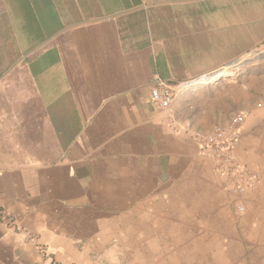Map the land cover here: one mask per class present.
<instances>
[{"label": "crops", "instance_id": "obj_1", "mask_svg": "<svg viewBox=\"0 0 264 264\" xmlns=\"http://www.w3.org/2000/svg\"><path fill=\"white\" fill-rule=\"evenodd\" d=\"M263 46L264 0H0V264H264L262 76L177 92L173 118L150 92ZM234 112L261 177L238 221L183 129Z\"/></svg>", "mask_w": 264, "mask_h": 264}, {"label": "built area", "instance_id": "obj_2", "mask_svg": "<svg viewBox=\"0 0 264 264\" xmlns=\"http://www.w3.org/2000/svg\"><path fill=\"white\" fill-rule=\"evenodd\" d=\"M246 61L244 58L240 59L228 69L243 68L247 65ZM228 69L205 74L176 86L158 77L150 89L152 101L159 110L169 118H173L172 109L177 92L199 85L215 84L227 76V74L222 77L218 75L224 74V71ZM245 118L246 116L243 112L236 113L226 124H215L210 131L193 130L190 124L184 126V128L182 127L195 140L200 153L213 163L220 189L230 197L238 213L245 212L244 198L261 181L258 172L240 160L237 155V150L241 144L240 129ZM176 129L178 130V128H175V131Z\"/></svg>", "mask_w": 264, "mask_h": 264}, {"label": "rangeland", "instance_id": "obj_3", "mask_svg": "<svg viewBox=\"0 0 264 264\" xmlns=\"http://www.w3.org/2000/svg\"><path fill=\"white\" fill-rule=\"evenodd\" d=\"M244 59L247 60L248 62H250V63L247 64V66L245 65V67H243V68H231V69L225 70L224 71L225 72L224 74H222V75L220 74L218 76L219 77H222V76H226V74H227V76L226 77H223L221 80L227 78L228 80L232 81L233 83L234 82L237 83V82H240V80L243 77L258 76L259 74H257V73L259 72L260 75L262 76L261 78L263 79V81H260V84H259V82L256 83L255 86H256V88L261 87L264 90V46L262 48H260L259 50L253 52L249 56L245 57ZM253 69H255V71H257L255 74H251V71ZM215 84H211V85H199L197 87H191V88H188V89L187 88L186 89H183V90H181L179 92H182V91H194V90H197L199 88L211 87V86H214ZM262 99L263 100H261V101L263 103V108H264V95L262 96ZM257 134H258V139H259V140H257V143H259V144L262 145V151L264 152V123H262L261 127L257 130ZM261 156H263L262 160H263V163H264V153H262ZM211 172H212L213 175H216V173L214 171V168H213V165H212V168H211ZM218 184H219V182H218ZM219 186H220V184H219ZM229 200H230V204L232 205V209H233V220L238 221L240 219V217H241V214L240 213H237V211H235V208H234V206H233L230 198H229ZM213 231L215 233L219 234V235L222 234V232H223V230H221V229H216V230H212V229L211 230H203V232L209 233V234L211 232H213ZM187 248L190 249L191 246H187Z\"/></svg>", "mask_w": 264, "mask_h": 264}]
</instances>
